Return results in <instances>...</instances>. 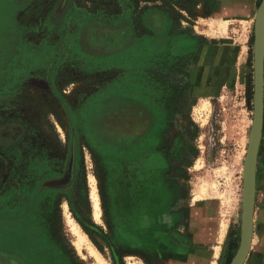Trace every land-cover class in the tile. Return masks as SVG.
Returning <instances> with one entry per match:
<instances>
[{
  "label": "rangeland",
  "instance_id": "obj_1",
  "mask_svg": "<svg viewBox=\"0 0 264 264\" xmlns=\"http://www.w3.org/2000/svg\"><path fill=\"white\" fill-rule=\"evenodd\" d=\"M132 1L137 14L162 6L174 19L171 29L177 21L180 25V0ZM122 3L0 0V264H153L156 258L185 257L198 247L193 217L199 222L215 213L229 224L218 264H231L238 252L243 164L254 114V34L246 85L211 100L199 98L186 71L190 56H175L176 50L168 56L167 22H145L151 32L143 34L138 21L142 36L131 37L134 19L116 14ZM147 66L155 76L150 89L145 87L146 98L159 120L158 133L148 137L144 150L145 143L132 144L150 120H144L146 125L132 121L130 135L117 138L113 117H122L123 106L144 100L145 90L136 92L134 82ZM125 139L130 150L122 149ZM73 144L75 181L48 189L49 180L64 173ZM137 171L155 174L152 183L143 185L148 199L143 188L128 191L134 180L127 182ZM210 198H217V208ZM167 225L173 226L174 239L180 233V247L186 250L176 253L162 246ZM263 260L264 129L246 264Z\"/></svg>",
  "mask_w": 264,
  "mask_h": 264
},
{
  "label": "crops",
  "instance_id": "obj_2",
  "mask_svg": "<svg viewBox=\"0 0 264 264\" xmlns=\"http://www.w3.org/2000/svg\"><path fill=\"white\" fill-rule=\"evenodd\" d=\"M258 2L259 0H196L193 4L189 5L187 0H180V25L177 21L175 27L172 29L171 27L174 24V19L162 6L159 9L150 7L141 14H137L135 9L136 5L132 4L135 2L132 0H124L122 6L124 8L128 6V9L124 10L119 16L134 19L133 23L130 25L134 30L129 32V34L131 33V37L134 33L136 37L142 36V34L139 35L137 33L136 24H138V21L142 23L143 28L145 27V22L149 23L151 26H154V23L159 22L161 19L167 22L168 48H171L168 56L172 54L174 50H176L175 56H190L191 60L186 71L192 85V93L196 97L211 100L218 98L223 90L226 92V89L229 88L232 90L237 84H240L242 87L247 83V77L249 75L247 71H249L250 60L249 43L254 34L252 29H255ZM67 5L73 6L71 3ZM81 10L84 11L85 9ZM90 16L104 17L105 15L101 13L95 15L92 13ZM112 17L115 18L116 16L112 15L110 18ZM225 20H227L228 23L224 30L213 31L210 27L211 23H215L218 26ZM150 32V30L144 28L143 34ZM218 35L219 37H217ZM22 36L26 44L31 43L28 33H23ZM133 39L132 42L134 41ZM33 47L37 48L34 45ZM46 47L48 50L53 49L51 45H47ZM153 66L155 65L153 64ZM149 67L150 66L144 68V73L135 79L134 83L136 88L134 89L136 92L144 91L145 87H148L149 82L153 81L152 76H155V74L150 72L151 68ZM44 70L46 69H40V71ZM119 70L124 71L125 69ZM127 72L129 71L126 70L124 72L125 77ZM117 79L118 78H115L114 80ZM129 80L130 79H127L129 83L133 81ZM138 87H140V89ZM144 92V100L136 99L138 103L133 104L131 108L123 106L122 112L123 115L127 110L136 111L137 113L142 111L144 113L147 112L146 114L149 115L147 120L150 121L148 126L144 127L142 131L144 133L138 137L136 143L132 144L137 147H141L142 145H139L145 142L146 134L151 132L153 121V111H151V107L147 102L148 99L146 97L148 96L146 90ZM121 143L122 149L130 150L124 147V145L130 144L129 139H125V141ZM147 148L148 147L144 145V150H147ZM208 200L212 201L210 203L215 205L214 209L217 208V202L215 201L217 198H210ZM202 217V220L199 222L196 221L194 217L191 221L193 227L195 223H198V228H195V230L193 229L194 236H192L194 239L193 243L198 246L195 251L188 253L185 257L169 256L159 259L156 258L152 263L218 264L223 249L227 248L226 237L229 224L226 226L225 234L221 237L222 224L225 222L219 218V215L215 213L214 217L212 215L209 218H204L205 216ZM172 229L173 226L167 225L165 231L161 233V239L164 240L162 246L164 248L167 247L166 250H172L176 253L186 250V247H180V239H183V237L178 233L175 234L176 239H174L172 236L174 234L170 233ZM178 230L180 231V229ZM174 242H178V246H174ZM261 264H264V260Z\"/></svg>",
  "mask_w": 264,
  "mask_h": 264
},
{
  "label": "water",
  "instance_id": "obj_3",
  "mask_svg": "<svg viewBox=\"0 0 264 264\" xmlns=\"http://www.w3.org/2000/svg\"><path fill=\"white\" fill-rule=\"evenodd\" d=\"M254 114L244 161V196L241 242L231 264H245L253 243L257 193L258 157L264 129V0L256 15L254 29ZM61 181H51L57 187Z\"/></svg>",
  "mask_w": 264,
  "mask_h": 264
},
{
  "label": "flooded vegetation",
  "instance_id": "obj_4",
  "mask_svg": "<svg viewBox=\"0 0 264 264\" xmlns=\"http://www.w3.org/2000/svg\"><path fill=\"white\" fill-rule=\"evenodd\" d=\"M138 113L136 111L127 110V111H125V113H123L122 117L120 116V114H117V113L114 115L113 119H114V123H115V130H116L115 132H116L117 138L120 135H122L124 137H126L127 135H130V133L127 130H128L129 124L132 121L138 122V120H141L142 123L144 124V120H147V118L149 117V115L146 114L147 112L144 113L141 111ZM143 124H140L138 129H140ZM145 125H146V123H145ZM121 127H125V128L122 129ZM76 151H77L76 145L73 144L71 146V150H70V159L67 163V167H66L64 173L61 174L60 176H53L51 178L54 180L58 179L59 181H61L60 183H62L63 186L60 188H66V185L71 186L72 182L75 181V177H76V167H75ZM49 181H52V180H49ZM48 183H50V182H48ZM48 183L45 187L50 189L51 186H49Z\"/></svg>",
  "mask_w": 264,
  "mask_h": 264
},
{
  "label": "trees",
  "instance_id": "obj_5",
  "mask_svg": "<svg viewBox=\"0 0 264 264\" xmlns=\"http://www.w3.org/2000/svg\"><path fill=\"white\" fill-rule=\"evenodd\" d=\"M122 1H124V0H122ZM196 1V0H195ZM123 4V3H122ZM128 6H125V8L123 7V6H121V10H120V13H116V14H118V15H120V14H122L123 12H124V10H127L128 8H127ZM253 41V37L251 38V41H250V43ZM154 86H155V84H154ZM148 89H150V87H147V90ZM146 90V91H147ZM152 116H153V122H152V128H151V132H149L148 134H146L147 136L145 137L146 138V140H145V147L147 146H149V143H147V141L149 140L148 139V137H152L153 135H155V134H157L158 132H157V128H156V125H157V121L159 120L158 118H159V116H157L156 114H154V112H153V114H152ZM156 128V129H155ZM143 154V152L140 154V156ZM137 156V155H136ZM137 157H139V156H137ZM121 164V163H120ZM119 164V165H120ZM155 174L152 172V171H142V172H138L137 171V173L134 175V177L131 179V180H128V182L127 183H129L130 184V182L131 181H133L134 180V184H133V187L131 188L130 186H129V189H128V191L130 192V193H135L136 191H137V189L138 188H143V185H146L147 184V182L149 181V183L151 182H153L154 181V179H152V177L154 176ZM155 188H156V186H154ZM144 189V191H146L147 193L144 195L147 199L150 197V194H148V191H147V188L145 189V188H143ZM156 190H157V192H158V190H159V188H156ZM137 198V197H136ZM130 207H133V205H132V203L130 204ZM116 216H117V213H116ZM117 224H119L118 223V217H116V221H115V226H117ZM51 241H53L52 239H51ZM136 242V241H135Z\"/></svg>",
  "mask_w": 264,
  "mask_h": 264
},
{
  "label": "bare ground",
  "instance_id": "obj_6",
  "mask_svg": "<svg viewBox=\"0 0 264 264\" xmlns=\"http://www.w3.org/2000/svg\"><path fill=\"white\" fill-rule=\"evenodd\" d=\"M227 23H228L227 20H225L223 23L219 24L218 26L215 23H213L212 24V30L213 31H215V30H218L219 31V30H222V29L224 30L226 28ZM92 198H93L94 209H95V220H98L99 221V220H101L102 213H101V207H100V200H99V198L97 196V193H96L95 189L93 190ZM226 226H227V224L223 223V225H222V231H221V237L225 234V230L227 228ZM74 230L78 233V235H79V237L81 238V241H82L83 240L82 239V235L79 234V232H78V230L76 228H74Z\"/></svg>",
  "mask_w": 264,
  "mask_h": 264
}]
</instances>
